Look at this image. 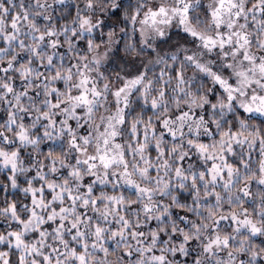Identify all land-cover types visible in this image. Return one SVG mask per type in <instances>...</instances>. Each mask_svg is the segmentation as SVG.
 <instances>
[{
    "label": "clouds",
    "instance_id": "9594fccd",
    "mask_svg": "<svg viewBox=\"0 0 264 264\" xmlns=\"http://www.w3.org/2000/svg\"><path fill=\"white\" fill-rule=\"evenodd\" d=\"M0 264H264V0H0Z\"/></svg>",
    "mask_w": 264,
    "mask_h": 264
},
{
    "label": "snow or ice",
    "instance_id": "6c2138e0",
    "mask_svg": "<svg viewBox=\"0 0 264 264\" xmlns=\"http://www.w3.org/2000/svg\"><path fill=\"white\" fill-rule=\"evenodd\" d=\"M235 219V218H234ZM253 231H258V229H256L255 227H253ZM83 259V257H81V260ZM162 259V258H161Z\"/></svg>",
    "mask_w": 264,
    "mask_h": 264
}]
</instances>
